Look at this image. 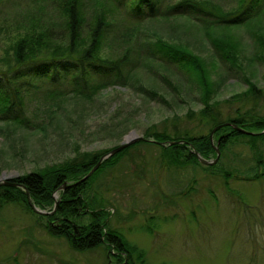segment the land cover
<instances>
[{
    "label": "rangeland",
    "instance_id": "1",
    "mask_svg": "<svg viewBox=\"0 0 264 264\" xmlns=\"http://www.w3.org/2000/svg\"><path fill=\"white\" fill-rule=\"evenodd\" d=\"M210 1L225 11L238 6L237 0ZM18 12L13 4L0 10L2 68L10 63L11 46L29 28L6 27L20 20ZM259 23L207 31L173 20L140 27L141 43L152 42L143 46L146 53L158 50L153 43L162 38L207 64L214 85L209 101L193 72L159 56L155 61L144 57L127 87H110L93 99L74 97L70 84L66 99L33 92L27 112L34 127L0 123V181L62 165L76 154H104L133 133L144 138L154 130L208 136L213 129L202 114L205 102L223 122L238 113L264 116V18ZM119 28L122 35L131 34L130 27ZM130 36L134 45L135 32ZM229 40L236 44V61L221 57L219 45ZM247 81L258 88L256 96H245ZM220 157L215 170L178 168L164 161L158 147L138 146L100 178L92 194L112 214V228L149 264H264V141L253 148L240 138ZM256 172L261 178L251 179ZM39 224L21 205L0 211V264H116L105 248L76 252Z\"/></svg>",
    "mask_w": 264,
    "mask_h": 264
},
{
    "label": "trees",
    "instance_id": "2",
    "mask_svg": "<svg viewBox=\"0 0 264 264\" xmlns=\"http://www.w3.org/2000/svg\"><path fill=\"white\" fill-rule=\"evenodd\" d=\"M237 1V7L225 11L210 0H0V10L13 4L19 11L20 20L6 27H29L11 46L10 63L5 68L0 67V123L12 124L15 128L34 127V119L27 112V97L33 92L44 91L46 99H66L70 96L66 93L67 84H70L72 89L69 91L74 97L93 99L110 87H127L133 72L145 61L157 60V56L193 72L205 95L204 101L211 100L214 85L204 61L185 47L169 45L162 38L153 43L158 50L146 53L143 46L149 48L152 42L142 44L138 33L146 24L171 20L206 31L210 27L230 29L261 24L264 0ZM119 27H130L131 34L127 30L128 33L122 35ZM132 32H135L134 45L128 38ZM235 45L231 40L222 41L219 45L223 50L221 57H232L236 61ZM51 83H58L59 88L51 89ZM248 86L245 96L259 93L254 84ZM204 105L202 114L209 119L212 129L224 125L214 135L218 137L216 143L211 140V133L195 136L175 132L172 136L166 130L146 132L145 140L107 158L87 181L79 184L110 151L76 154L62 165L10 180L24 188L0 186V211L7 205H21L37 218L50 236L66 240L76 252L103 247L116 264H149L144 253L112 228V214L102 200L92 194L94 187L107 171L116 168L138 146L158 147L164 161L173 167L200 166L215 170L216 163L204 165L197 157L199 154L206 161L215 160L217 152L213 143L218 145L222 156L231 142L240 138L248 139L253 148L257 141H264V134L245 135L226 125L232 123L246 131L262 133L264 116L238 113L237 117L223 122L211 112L212 104L205 102ZM49 113L56 114L52 110ZM173 141L185 142L170 145ZM261 160L259 157L257 167H261ZM224 175L228 185V171L225 170ZM254 175L251 179L258 180L262 176L258 172ZM64 186L67 188L63 189ZM26 190L34 205L46 214H38L31 208Z\"/></svg>",
    "mask_w": 264,
    "mask_h": 264
},
{
    "label": "water",
    "instance_id": "3",
    "mask_svg": "<svg viewBox=\"0 0 264 264\" xmlns=\"http://www.w3.org/2000/svg\"><path fill=\"white\" fill-rule=\"evenodd\" d=\"M226 125H229V126L235 128V129L239 130L241 133H243V134H245V135L255 136V135L264 134V131H263L262 133H253V132L246 131V130H244V129H242V128H239L237 125L232 124V123H227ZM223 126H224V125H221V126H218V127H216V128L213 129V131H212V133H211V135H210V138H211L212 141L214 140V135H215L216 131H218V130H219L220 128H222ZM143 140H145L144 137H137V136L135 135V133H133V137H132V138H130V139L127 138L126 141L123 142L119 147H117L116 149L110 151L107 155L103 156V157L100 159V161L98 162V164H97V165H96V166H95V167H94V168L88 173V175H86L83 179H81L77 184L87 181V180H88V179H89V178H90V177H91V176H92V175L98 170V168L102 165V163H103L104 160H106L107 158H109V157H111V156H113V155H116L117 153H119V152H121L122 150L128 148L129 146H131V145L137 143L138 141H143ZM183 142H185V141H177V142L173 141V142L170 143V145L179 144V143H183ZM161 144H163V143H161ZM213 146H214V149H215L216 152H217V158H216L214 161H206V160H204L199 154H197V157H198L199 161H200L201 163H203L204 165H213V164L217 163V161L219 160V157H220V149H219L218 145L215 146L214 143H213ZM5 179H7V178L5 177ZM0 180H1V179H0ZM9 180H11V178H8V180H6V181H4V182H1V181H0V186L5 185V186H14V187H21V188H24L22 185H20V184H16V183H11ZM65 188H67V186H64V187H63V189H65ZM26 191H27V190H26ZM27 199H28V203L30 204L31 208H32L36 213H38V214H46V212L39 210V209L34 205L32 199H31L30 193H29L28 191H27ZM58 204H59V203L57 202L55 208H57V205H58Z\"/></svg>",
    "mask_w": 264,
    "mask_h": 264
},
{
    "label": "bare ground",
    "instance_id": "4",
    "mask_svg": "<svg viewBox=\"0 0 264 264\" xmlns=\"http://www.w3.org/2000/svg\"><path fill=\"white\" fill-rule=\"evenodd\" d=\"M133 137V135L132 136H130L128 139H130V138H132Z\"/></svg>",
    "mask_w": 264,
    "mask_h": 264
}]
</instances>
